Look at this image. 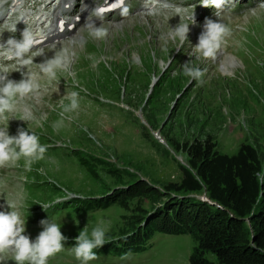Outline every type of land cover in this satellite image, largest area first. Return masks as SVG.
Wrapping results in <instances>:
<instances>
[{
    "label": "rangeland",
    "instance_id": "374dc122",
    "mask_svg": "<svg viewBox=\"0 0 264 264\" xmlns=\"http://www.w3.org/2000/svg\"><path fill=\"white\" fill-rule=\"evenodd\" d=\"M27 1L30 0H18L15 6L18 13L12 15L17 16L15 22L23 18L25 23H32L37 13L45 16L50 12L32 10L31 6L23 8ZM94 1L96 4L100 0ZM135 1L128 4L125 17L114 19L109 15L94 19V23L107 32L103 39L93 38L91 29L86 27L83 37L71 36L74 43L69 35L57 46L50 45L45 49L41 63L64 53L68 68L58 70L56 76L64 84L65 90L60 96L64 99L45 101L39 117L24 102L30 117L35 119L34 129L43 132L52 141L50 144H61L49 150L57 156L56 162L44 159L31 166L38 176L35 183L41 185L31 190L30 198L43 204L33 215H28L25 235H32L31 240L43 230L40 221L47 220L49 214L55 216L52 222L61 224V232L67 237L64 246L69 248L74 246L75 238L86 225L89 234L95 227L104 228L106 239L125 234L130 224H138L141 219L137 218L145 215L144 210L163 199L162 195L175 196L165 193L163 186L179 182V166L188 163L186 154L177 151L172 142H191L211 135L219 153L231 154L239 143L247 142L264 157V6L261 8L258 0H228L218 11V16L223 15L222 20L230 28L231 35L225 39L215 59L197 60L192 52L197 42L192 36L183 45L185 56L180 57L177 55L181 47L179 40L173 41L168 34L169 28L174 29L179 24L178 19L198 17L197 0H175L185 4L179 14L175 7L170 6L175 11L164 9L168 4L163 0ZM155 1L159 4L153 6L151 2ZM79 3L78 0L77 5ZM0 12H4L0 19L2 40L14 28L15 22L12 17L5 18L9 16L7 11L1 9ZM147 15L151 17L148 19ZM183 24L188 23L183 21ZM34 27L39 29L40 26L35 24ZM225 45L227 52H224ZM228 54L232 57L226 56ZM224 58L229 63V71L222 67ZM3 60L5 58L0 56V63ZM189 60L191 66L204 72L200 81L183 75L181 65ZM9 66L12 64L2 67ZM31 76L35 82L48 79L40 72L31 73ZM55 80L39 86V92L47 90L52 94ZM76 84L79 108L62 114L63 105L69 103L67 97ZM39 92L25 98L35 105ZM21 102L22 98H19L17 106ZM7 131L10 136H15L10 126ZM72 149L78 153H72ZM78 157L92 163L96 178L78 165ZM95 160L102 164L94 166ZM5 168L10 169L12 165ZM114 169L123 172L121 178H113L116 171L110 170ZM14 181L19 184L16 177ZM147 183L152 188L147 187ZM2 189L0 185V193ZM111 189H120L122 197V192L135 196L127 200V208L117 205L96 214V218L86 216L84 210L78 208L88 194L104 196ZM67 191L78 194L70 202L69 210L77 208L79 211L59 212L57 208L53 211L52 204L44 205L53 203L55 198L67 199ZM16 193L19 199L27 198L26 191ZM146 193L150 194L149 198L145 197ZM192 195L209 200L205 191ZM0 209L8 210L6 205ZM97 218L107 225H102ZM246 227L250 231L249 226ZM197 246V240L191 234L156 233L147 242V248L140 252L117 256L94 249L98 258L89 264H190L189 256ZM205 256L217 262L212 252H206ZM47 264L80 262L70 251L50 257Z\"/></svg>",
    "mask_w": 264,
    "mask_h": 264
},
{
    "label": "trees",
    "instance_id": "16d2710c",
    "mask_svg": "<svg viewBox=\"0 0 264 264\" xmlns=\"http://www.w3.org/2000/svg\"><path fill=\"white\" fill-rule=\"evenodd\" d=\"M171 144L186 154L188 165L179 166V182L163 186L165 193L175 196L162 195L163 199L157 202H161L160 206H152L144 210V216H138L137 219H141L138 225L144 219L146 223L135 227L128 247L138 249L134 242L149 238L156 231L191 234L198 246L189 256L190 264H264V157L247 142L239 143L231 154L219 153L211 135ZM81 162L96 178L92 163L83 158ZM96 164L102 163L95 160L94 166ZM112 171H116L113 178H121L122 171ZM146 186L152 185L147 183ZM202 191L209 200L192 195ZM122 193L124 199L114 195L96 198L90 203L106 208L117 201L120 207L127 208V200H132L135 194ZM244 218H248V222ZM111 248L123 249L115 245ZM206 252H212L217 262L210 261Z\"/></svg>",
    "mask_w": 264,
    "mask_h": 264
},
{
    "label": "clouds",
    "instance_id": "9594fccd",
    "mask_svg": "<svg viewBox=\"0 0 264 264\" xmlns=\"http://www.w3.org/2000/svg\"><path fill=\"white\" fill-rule=\"evenodd\" d=\"M224 0H202V6L209 4L220 9ZM151 11V9H149ZM216 16L219 12L216 11ZM191 19V17H190ZM91 29L90 35L95 39H103L107 32L102 26L94 22L86 25ZM189 24L179 23L174 29L169 28V37L175 41L179 40L180 45L187 40ZM231 35L230 28L218 21L206 19L203 30L198 36L197 44L192 47L195 59H215L218 50L225 39ZM34 45L32 34L24 29L20 39L9 37L3 44H0V56L8 60H16L21 68L31 65L33 60L25 58L26 54ZM39 54V53H38ZM39 72L49 80H55L57 71L67 70L68 64L63 55L57 54L51 58L44 59L38 65ZM184 76L192 80L200 81L204 72L191 66V61L181 65ZM22 79L14 81L8 79V73L0 66V120L9 121L7 114L16 110L19 98H25L36 92L39 84L35 82L31 74L21 73ZM69 103L63 105V113H70L79 108V93L76 91L68 95ZM7 126L0 129V168L14 165L24 159L25 167L31 170L33 163L44 159L47 147L42 145L39 137L28 129H17L15 136H10ZM7 211H0V264L10 256L14 264H47L50 257L64 249V242L67 240L61 232V224L48 220L40 221L42 231L31 240L25 235L26 219L21 218L19 208L21 204L17 200L6 201ZM106 243V232L102 227H95L89 234L87 225L75 238L71 252L80 264H89L96 260L97 253L94 249L100 248Z\"/></svg>",
    "mask_w": 264,
    "mask_h": 264
},
{
    "label": "bare ground",
    "instance_id": "6f19581e",
    "mask_svg": "<svg viewBox=\"0 0 264 264\" xmlns=\"http://www.w3.org/2000/svg\"><path fill=\"white\" fill-rule=\"evenodd\" d=\"M72 3H73L72 0H62L61 7H59V9L54 13V19L50 22L49 29L47 31L44 30L43 34H41L39 36H36V38H45V40H46L49 37H56V36H58L59 33H65L66 32V29H64L62 32L59 31V27L57 26V22H58V20H60L62 18V14L63 13H68V12L71 13L73 11L74 5L72 6ZM46 5H49V3H47ZM90 5H91L90 0H84L83 3H82V5H81L80 14H78V15H81L82 17H85L86 16V12H87V8ZM115 27H118V26H115ZM161 29L165 30V28L163 26H161ZM72 31H73V33H75V30L74 29ZM61 55H64V53H62ZM65 56L67 58V54H65ZM226 56H231V55L228 54ZM224 60H226V58H224ZM224 60H223V63H221L222 64V67H223V69L227 68V70L229 71V69H230L229 68V65H228L229 63H228L227 60H226V63H225ZM59 89H61V88L59 87ZM42 160H44V159H42ZM3 168H5V167H3ZM7 170H11V168L10 169L8 168ZM16 171L17 170H14V172H16ZM3 210H6V209H3Z\"/></svg>",
    "mask_w": 264,
    "mask_h": 264
},
{
    "label": "water",
    "instance_id": "95a60500",
    "mask_svg": "<svg viewBox=\"0 0 264 264\" xmlns=\"http://www.w3.org/2000/svg\"><path fill=\"white\" fill-rule=\"evenodd\" d=\"M212 203V202H211ZM244 220L246 221V222H248V218H244Z\"/></svg>",
    "mask_w": 264,
    "mask_h": 264
}]
</instances>
